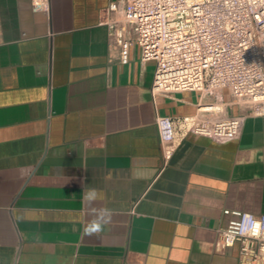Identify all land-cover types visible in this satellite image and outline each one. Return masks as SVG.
<instances>
[{
  "label": "crops",
  "instance_id": "0c3cea01",
  "mask_svg": "<svg viewBox=\"0 0 264 264\" xmlns=\"http://www.w3.org/2000/svg\"><path fill=\"white\" fill-rule=\"evenodd\" d=\"M110 1L0 0V264H238L215 240L224 210L264 213V116L237 139L189 133L162 166L156 117L214 97L153 94L154 62L132 45L120 63L109 40ZM87 187L113 211L93 236Z\"/></svg>",
  "mask_w": 264,
  "mask_h": 264
},
{
  "label": "built area",
  "instance_id": "2783aa9c",
  "mask_svg": "<svg viewBox=\"0 0 264 264\" xmlns=\"http://www.w3.org/2000/svg\"><path fill=\"white\" fill-rule=\"evenodd\" d=\"M47 11L48 0H31ZM102 23L127 63L132 45L142 61H153L151 91H197L214 101L195 115L157 116L162 166L189 133L217 141L237 139L246 114L264 116V0H112ZM244 106L224 115L221 91ZM233 217L217 229L215 248L238 244V264H264V213L229 211Z\"/></svg>",
  "mask_w": 264,
  "mask_h": 264
},
{
  "label": "clouds",
  "instance_id": "9594fccd",
  "mask_svg": "<svg viewBox=\"0 0 264 264\" xmlns=\"http://www.w3.org/2000/svg\"><path fill=\"white\" fill-rule=\"evenodd\" d=\"M104 199V192L96 187H87L83 190V201L90 208L93 219L84 228L86 236H93L104 232L105 226L112 220L113 211L108 207L96 208L94 205Z\"/></svg>",
  "mask_w": 264,
  "mask_h": 264
}]
</instances>
